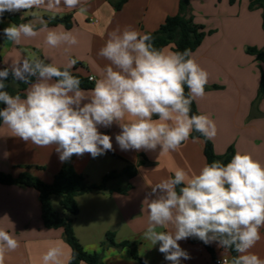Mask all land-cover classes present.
Listing matches in <instances>:
<instances>
[{
  "label": "clouds",
  "instance_id": "obj_1",
  "mask_svg": "<svg viewBox=\"0 0 264 264\" xmlns=\"http://www.w3.org/2000/svg\"><path fill=\"white\" fill-rule=\"evenodd\" d=\"M80 4L81 0H0V23L6 12L55 13L61 5L71 10ZM32 15L33 20L3 28L4 38L19 44L22 37L46 32L45 43L52 48L78 44L71 31L50 29L42 16ZM37 24L42 25L39 31ZM98 56L109 63L101 78L89 77L94 81L90 94L72 74L75 59L61 69L45 59L25 56L0 69L4 105L0 120L12 136L38 147L54 145L62 163L73 155L97 158L113 151L112 137L99 129L114 123L120 128L115 141L121 151L174 152L193 131L206 139L215 137L216 125L209 116L190 115L192 101L205 95L208 73L191 58L189 49L165 53L154 47L150 34L126 26L109 33ZM9 77L27 85L23 96L6 90ZM144 202L148 227L143 237L153 247L158 244L171 264L191 259L179 242L193 237L238 253L230 262L221 256L218 264H264L250 252L264 227V163L251 154L236 152L227 164L205 163L191 176L177 169L151 187ZM19 246L16 238L0 229V264ZM62 255L60 248H49L43 264H61Z\"/></svg>",
  "mask_w": 264,
  "mask_h": 264
},
{
  "label": "crops",
  "instance_id": "obj_2",
  "mask_svg": "<svg viewBox=\"0 0 264 264\" xmlns=\"http://www.w3.org/2000/svg\"><path fill=\"white\" fill-rule=\"evenodd\" d=\"M179 1L129 0L117 11L108 0H81V4L71 10L61 5L55 13L45 9L14 13L27 18L25 23L34 19L33 12L38 16L70 15L72 29L66 30L63 25L48 28L71 31L78 44L52 48L45 43L46 32H39L33 38L22 37L20 43L15 44L2 34L3 28L14 23L3 20L0 23V69L25 56L45 59L62 69L70 59H75L77 63L71 69L73 74L99 79L109 62L98 56V52L109 33L123 30L126 26L142 34L155 32L168 17L178 14ZM230 1L191 0L195 22L206 32H214L192 53L191 58L208 73L205 86L209 88L195 102L200 114H206L215 122L216 135L210 140L218 156L225 155L233 147L235 153H249L264 163V100L259 104L262 116L250 118L264 64L246 53L248 47H264L262 10L251 11L250 0H235L233 5ZM41 27L37 24V31ZM163 52H174L173 46ZM85 92L90 94V90ZM99 130L112 137L113 151L97 158L88 153L81 157L73 155L69 160L88 184H100L110 172L122 171L126 166L124 161L138 166L143 155L148 164L138 167V173L131 181L132 189L125 195L117 192L88 193L77 199L80 213L73 224L76 237L86 252L102 254L104 264H142L132 258L128 248L103 250L101 244L110 231L116 233L117 243H136L139 257L147 264H171L158 251V244L153 247L143 237L148 227V203L144 200L151 187L172 177L177 169H184L189 176L197 174L206 163L204 141L190 137L174 152L160 153L159 148L154 152L121 151L115 141V135L120 132L117 124ZM118 158L123 159L121 167L117 165ZM66 162L59 160L54 145L38 147L12 136L3 123L0 126V173L17 177L22 168L29 167L33 175L50 184ZM0 229L7 231L20 244L15 251L6 254L5 264H43L42 256L52 247L62 250L61 264L69 263L71 249L65 242L64 232L44 226L39 194L32 188L0 184ZM260 234L261 239L250 252L264 259V227ZM179 243L191 257L181 260V264H216L221 256L230 262V253L214 243L210 244L215 250L214 258L202 244H191L189 238Z\"/></svg>",
  "mask_w": 264,
  "mask_h": 264
},
{
  "label": "trees",
  "instance_id": "obj_3",
  "mask_svg": "<svg viewBox=\"0 0 264 264\" xmlns=\"http://www.w3.org/2000/svg\"><path fill=\"white\" fill-rule=\"evenodd\" d=\"M115 10L119 11L129 0H108ZM230 3L235 4V0H231ZM249 9L251 11L256 9L262 10V29L264 31V0H250ZM26 13V12H25ZM44 20L48 22V27H54L63 25L66 30H70L73 27L72 16L67 15L63 17L42 16ZM3 20H10L12 23L19 25L25 23L27 18L22 17L19 14L5 13ZM152 36V43L158 50H164L169 46H173L174 51L183 52L185 49H189L191 54L194 53L203 43L204 39L208 35H212L214 32H206L204 27L198 25L195 22L192 15L191 0H180L178 14L168 17L165 22L155 32H145ZM246 53L255 57L256 61L264 64V47L258 49L255 47H248ZM62 69V68H61ZM73 74V73H72ZM81 80V88L85 91H89L94 87V82H90L89 78H84L80 75L73 74ZM7 83V91L10 94L19 93L22 96L27 89V85L12 80L9 77ZM218 89V87H212ZM209 88L205 86V90ZM185 94H188L187 86H185ZM264 100V72H261L260 84L258 89V95L252 104L251 118H257L262 116L259 112V104ZM4 105L0 104V108ZM199 115L200 112L197 108L195 100L191 104L190 115ZM158 119V117H153ZM0 120V126L2 125ZM192 139H202L205 143L204 155L206 163H211L214 160H219L227 164L235 155L233 147L229 148L227 153L223 156H218L215 152L214 145L210 139H206L199 132L193 131ZM120 159V158H119ZM126 163L125 168L120 171H113L103 177L100 184H88L86 178L78 174L70 162L67 161L58 174L54 177L52 183L48 184L40 180L33 175L29 167L22 168V172L19 176L14 177L11 174L0 173V184L6 186H20L26 188H32L39 194V200L42 210V220L44 226L47 229H62L64 232L65 242L71 249V258L68 264H104L102 254L88 253L85 251L83 245L76 237L74 231V219L79 215L80 208L77 199L88 193H113L125 195L130 190L129 186L121 187V180L127 181L136 177L138 173V167L148 164L145 156H140V162L138 166ZM54 200H58L60 206L68 214H60L54 207ZM191 244H202L206 250L214 258L215 250L210 245H205L197 238H189ZM103 250L115 248L123 250L128 248L130 250L133 259L146 264L138 255L137 244L130 241H124L121 243L116 242V233L113 231L107 232L102 242ZM230 253V261L233 256L238 255L232 250H227ZM217 262V261H216Z\"/></svg>",
  "mask_w": 264,
  "mask_h": 264
},
{
  "label": "rangeland",
  "instance_id": "obj_4",
  "mask_svg": "<svg viewBox=\"0 0 264 264\" xmlns=\"http://www.w3.org/2000/svg\"><path fill=\"white\" fill-rule=\"evenodd\" d=\"M29 12H31V10H29ZM251 118V117H250ZM118 160L119 161H116L117 162V165H118V167H121L122 166V158L121 159H119L118 158ZM136 166V165H135ZM134 179V178H133ZM133 179H131V180H129V181H127V180H125V179H122L121 180V182H120V184H121V187H126V186H129L130 187V190L132 189V184H131V181L133 180ZM129 190V191H130ZM128 191V192H129ZM54 207H55V209L60 213V214H62V215H67L68 216V214L64 211V209L60 206V204H59V201L58 200H54ZM21 262H22V260H21Z\"/></svg>",
  "mask_w": 264,
  "mask_h": 264
},
{
  "label": "built area",
  "instance_id": "obj_5",
  "mask_svg": "<svg viewBox=\"0 0 264 264\" xmlns=\"http://www.w3.org/2000/svg\"><path fill=\"white\" fill-rule=\"evenodd\" d=\"M89 81H90V82H94V81H91L90 79H89ZM216 264H218V262H217Z\"/></svg>",
  "mask_w": 264,
  "mask_h": 264
}]
</instances>
